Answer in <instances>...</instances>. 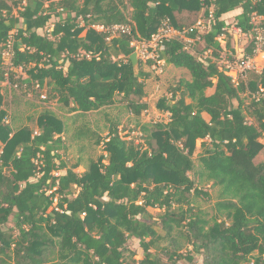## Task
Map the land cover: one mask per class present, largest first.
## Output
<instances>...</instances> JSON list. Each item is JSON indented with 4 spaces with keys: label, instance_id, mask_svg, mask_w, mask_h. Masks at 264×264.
Returning a JSON list of instances; mask_svg holds the SVG:
<instances>
[{
    "label": "trees",
    "instance_id": "1",
    "mask_svg": "<svg viewBox=\"0 0 264 264\" xmlns=\"http://www.w3.org/2000/svg\"><path fill=\"white\" fill-rule=\"evenodd\" d=\"M210 12V29L191 34V49L175 40L165 44L166 64L190 75L171 88L174 102L164 97L157 104L169 121L144 125L142 143L121 137L114 124L103 144L106 156L84 172L64 158L62 119L47 110L37 132L14 129L0 86V264H125L134 254L131 240L144 251L138 264H178V236L203 264H264V162L257 161L264 151V69L236 85L215 61L224 53L222 35L234 51L232 27L248 34L254 18L264 25V0H0V82L27 94L47 87L49 99L77 117L121 96L139 117L148 109V75L141 61L134 71L133 38L150 40L164 19L183 30L184 19ZM53 19L51 32L40 33ZM117 24L132 25V36L108 40L89 28ZM246 53H253L252 43ZM261 89L263 97L254 98ZM242 94L252 99L248 106ZM91 134L97 137L87 128L77 139ZM191 174L219 189L213 223L194 206L209 194ZM149 208L164 210L161 228L147 221ZM161 240L170 245L162 248L167 260L151 252Z\"/></svg>",
    "mask_w": 264,
    "mask_h": 264
},
{
    "label": "rangeland",
    "instance_id": "2",
    "mask_svg": "<svg viewBox=\"0 0 264 264\" xmlns=\"http://www.w3.org/2000/svg\"><path fill=\"white\" fill-rule=\"evenodd\" d=\"M199 18L200 16L190 17L183 21L185 25L189 27L194 25ZM55 21H57V19H53L51 24L45 28L48 33L51 32ZM80 23L81 25L84 24L81 20ZM256 23L259 24V21L257 20ZM45 29L44 31H40V33L46 32ZM234 39L235 37L231 36V42H233ZM245 41L247 42L246 46H249L251 38H247ZM4 62L7 67L10 66L9 58H6ZM257 66H259L261 71L263 70V56H259L257 59ZM142 70L148 75V77L145 78L146 97L144 98V102L148 105V109L139 117H135L127 109L121 96H117L115 98V103L111 106L104 107L97 112L89 113L85 117H77L76 113H69L68 110L63 108L56 100L49 99L51 94L49 88L45 87L41 90L35 89L27 94L19 89L12 88L11 85L5 81L0 82V86L3 88L5 94L4 109L9 113L7 123L11 124L14 129L29 126L36 132L39 130L37 124L38 117L47 110L54 112L66 125V132L62 135L65 141V149L62 151L64 158L70 167L79 165V171L84 172L88 170L92 161H97L102 155L106 156L104 150L105 146L103 144L104 141H108L109 131L114 124H117L121 137L127 140L134 138L136 143H142L141 129L144 125L168 122L170 116L168 113L161 112L157 109L158 102L164 97L168 98L170 102H174L176 99L174 100L172 97L173 92L171 88L175 87L182 79H190V75L186 70L177 69L169 64L165 65L162 73H160V71H152L151 68L145 66ZM18 76L26 78V75H22L20 71H18ZM212 92L213 90H210L208 94ZM241 97L246 100L245 104L247 106L251 103L252 99L248 97L247 94H242ZM187 101L190 102V100ZM204 118L206 121H210V117L207 114H204ZM249 121L253 122L251 118H249ZM87 128L91 129L97 137L91 134L93 138L84 140L77 139L78 133ZM98 138H101L100 145L96 143ZM262 142L264 143V139ZM201 143L202 141L197 142L195 158L200 153ZM257 161L264 162V151L259 155ZM191 177L195 179L197 188L209 194L208 198H196L194 206L202 210L203 217L213 223V219L216 215V203L218 202L219 189L212 187V185L208 183H200L193 174H191ZM184 210H187V207ZM148 212L149 217L146 218L147 221L154 222L158 228H161L164 210L149 208ZM183 230L187 232L185 229ZM172 234L177 236L178 232L174 231ZM176 240L180 242L182 246V249L179 251L182 259L178 264H203V257L193 252V247L187 243L184 237L178 236ZM146 241H149V239ZM129 244L131 253L134 254H129L127 256L125 264H138V262L144 258V251L141 247V243L138 240H131ZM168 245V241L161 240L151 247V252L167 260L166 256L163 254L162 248ZM190 256H193V262H186L185 259Z\"/></svg>",
    "mask_w": 264,
    "mask_h": 264
},
{
    "label": "built area",
    "instance_id": "3",
    "mask_svg": "<svg viewBox=\"0 0 264 264\" xmlns=\"http://www.w3.org/2000/svg\"><path fill=\"white\" fill-rule=\"evenodd\" d=\"M84 22L83 19H79ZM213 20V14L210 12L208 17H202L195 22L194 25L184 28L183 30L176 29L169 19L162 20L158 30L151 36L150 40H139L133 38L131 42V48L138 54L139 61H141L147 68H151L152 71L163 72L166 65V61L162 57L165 52V44L168 41L175 40L182 43L186 49H191L195 43V39L191 38V34L196 32L197 34H203L210 29L211 22ZM257 19L254 18L255 28L248 34L244 33L238 27H232L228 30V35L235 37L237 41L251 38L253 44V53L247 55L246 50L243 49L238 53V50L229 51L226 50L221 58L215 59L221 71L227 75L233 83L239 85L242 81H245L250 72L260 73L261 70L257 66V59L259 56L264 57V25L256 23ZM84 24L80 26H84ZM89 28L94 29L98 33L108 34L110 37L108 40L121 35L132 36L133 26L128 24H117L110 27L103 25H91ZM47 32V30L45 29ZM220 41L227 40L226 35H222ZM8 48L4 54V60L9 58V63L12 57L13 42H8ZM264 69V68H263ZM8 82V81H7ZM263 97V90L255 95L254 98ZM3 153V145L0 143V157ZM56 176L59 173H55Z\"/></svg>",
    "mask_w": 264,
    "mask_h": 264
},
{
    "label": "crops",
    "instance_id": "4",
    "mask_svg": "<svg viewBox=\"0 0 264 264\" xmlns=\"http://www.w3.org/2000/svg\"><path fill=\"white\" fill-rule=\"evenodd\" d=\"M202 17H204V14L203 13H201L200 14V18H202ZM199 18V19H200ZM259 22L261 21L262 22V20H263V18H256ZM246 39V38H245ZM245 39H243V40H240V41H237L236 39H234V41L233 42H231V46H232V50H238L237 52L238 53H240V51H242L243 49H245V50H247V48L250 46V44H249V46H246V41H245ZM221 46H222V48H223V50H224V52L226 51V41H224V40H222L221 41ZM245 46H246V48H245ZM236 52V51H235ZM37 132V131H36Z\"/></svg>",
    "mask_w": 264,
    "mask_h": 264
},
{
    "label": "water",
    "instance_id": "5",
    "mask_svg": "<svg viewBox=\"0 0 264 264\" xmlns=\"http://www.w3.org/2000/svg\"><path fill=\"white\" fill-rule=\"evenodd\" d=\"M130 60L132 62L135 73L138 74L139 73V66H140L138 54L136 52L132 53L130 56Z\"/></svg>",
    "mask_w": 264,
    "mask_h": 264
}]
</instances>
